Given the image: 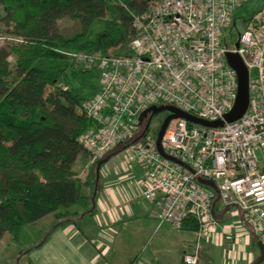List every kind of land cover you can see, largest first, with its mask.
Segmentation results:
<instances>
[{
    "label": "built area",
    "instance_id": "obj_1",
    "mask_svg": "<svg viewBox=\"0 0 264 264\" xmlns=\"http://www.w3.org/2000/svg\"><path fill=\"white\" fill-rule=\"evenodd\" d=\"M247 1L162 0L133 16L130 55L63 52L100 76L99 92L83 106L93 123L80 138L90 162L120 149L126 166L144 172L142 195L160 225L176 230L187 221L197 225L193 250L182 264H199L205 244L236 240L233 226L219 233L221 216L234 219V228L249 231L264 246V12L248 22L238 47L228 42L235 12ZM227 54H237L249 72L247 111L231 123L226 115L238 98V77ZM164 106L223 125L172 120L161 140L163 156L158 135L145 126L151 111Z\"/></svg>",
    "mask_w": 264,
    "mask_h": 264
},
{
    "label": "trees",
    "instance_id": "obj_2",
    "mask_svg": "<svg viewBox=\"0 0 264 264\" xmlns=\"http://www.w3.org/2000/svg\"><path fill=\"white\" fill-rule=\"evenodd\" d=\"M153 1L0 0L1 37L21 40L0 46V240L11 235L21 243L29 227L54 217L26 255L56 228L77 224L89 202L92 178L83 182L74 167L85 152L80 138L93 127L83 106L99 92L100 76L63 52L130 55L133 16ZM65 18L79 27L72 36L59 28ZM185 226L197 228L193 221Z\"/></svg>",
    "mask_w": 264,
    "mask_h": 264
},
{
    "label": "crops",
    "instance_id": "obj_3",
    "mask_svg": "<svg viewBox=\"0 0 264 264\" xmlns=\"http://www.w3.org/2000/svg\"><path fill=\"white\" fill-rule=\"evenodd\" d=\"M142 175L141 169L136 166L125 183L122 182L125 187H121V184L118 186V181L107 187L100 196L97 195L92 214L88 210L89 214L86 213L77 224L56 228L42 245L29 251L26 255L27 264H136L138 258L127 262L122 256L128 247V237L123 238L122 228L134 222H157L152 216L154 206L151 209L140 201L144 198L142 188L140 184L132 182V179L141 180ZM229 220L227 217L223 218L219 233L223 226H233ZM236 229L233 226L232 231L238 234L233 243L223 246L205 244L199 264H254L256 256L252 250V242L255 240L249 242L247 230ZM176 231L185 247L183 256L192 252L195 231L186 226L183 230ZM186 233L191 234V237ZM150 264L164 263L154 260Z\"/></svg>",
    "mask_w": 264,
    "mask_h": 264
},
{
    "label": "rangeland",
    "instance_id": "obj_4",
    "mask_svg": "<svg viewBox=\"0 0 264 264\" xmlns=\"http://www.w3.org/2000/svg\"><path fill=\"white\" fill-rule=\"evenodd\" d=\"M161 1L162 0H154L152 6L159 4ZM261 12H264V0H248L235 12L234 20L236 26L229 28L230 37L232 38V40L230 39V41H228L230 47L236 45L240 34L244 32L249 20ZM3 16L4 11L0 6V37L2 35L4 36L3 31H5L6 28L4 25L5 22L2 20ZM98 24L97 28L100 27L102 23L98 22ZM59 28L67 36H72L79 30L77 23L67 18L59 22ZM1 45H3V41H0V46ZM11 63H14L13 58H11ZM169 116H171V112L165 109H159L150 113L148 118L150 131L157 136ZM257 155L259 159L262 160L259 151H257ZM125 161L126 157L124 152L114 154L105 162L102 160L90 162L88 155L85 152L80 156L74 168L79 173L83 182H85L89 176L92 178L91 185H89L90 187L88 186L85 190L87 199L89 197V202H86L88 205L91 204V207L89 208L91 214L94 211V203L97 199V195L100 196L107 187L113 186L117 183L116 181H118V186L121 184V187H125V184H122V182L134 172V168L137 166H126ZM138 167L139 166H137V169ZM140 181V179H132V182H134L135 185H139ZM140 201L144 203L145 206H150L152 209L153 205L149 201L144 198H141ZM83 202H85V200ZM84 204L80 207L79 212L81 217L77 219V222H80V220L83 219V216L85 217V214L88 213L87 211L83 214V212L86 211L85 208L88 206ZM53 221L54 217H50L48 220L45 219V221H42L38 225L36 224L29 227L21 238V240L24 239L21 243L11 235H6L1 239L0 264H27V256L25 254L26 247L28 248L30 245H34L43 239ZM234 221V219H230L228 222L234 226ZM140 228H142L141 231H139ZM122 229L123 238L128 237L127 250L122 254L124 261H134L138 258L136 264H150L154 260L164 264H181L185 247L180 242L178 231L168 223L160 225L158 221L156 223L150 221H142L140 223L134 222L127 224ZM247 232V235L249 236L248 240L250 239L249 242H251L254 238L249 231ZM186 234L191 237V234ZM252 250L256 256L254 263L256 264L260 257V253L257 243L254 241L252 242ZM260 264H264V261Z\"/></svg>",
    "mask_w": 264,
    "mask_h": 264
},
{
    "label": "water",
    "instance_id": "obj_5",
    "mask_svg": "<svg viewBox=\"0 0 264 264\" xmlns=\"http://www.w3.org/2000/svg\"><path fill=\"white\" fill-rule=\"evenodd\" d=\"M236 46L238 47L239 44H236ZM227 62L236 71L237 77H238V98H237L233 111L230 114L226 115V121L231 123V122H234L240 119L247 111V108L249 105V72L246 66L244 65L242 59L237 54H227ZM159 109H165L171 112V116L168 117V119L162 126L161 131L157 137L158 149L163 156L165 155L160 147V144H161L162 137L165 133V130L167 129L169 123L172 120L177 119L179 117H183L190 122L203 125V126H207V127H219L223 125V122H213V123L206 122L188 113H184L173 106H164L160 108H154L153 110L157 111ZM144 115L145 114H143V116ZM148 128H149V121L147 122L145 126V131H147ZM119 152H121L120 149L113 152L112 154L107 156L102 161L105 162L109 160L114 154L119 153ZM199 182L204 185H208V186L216 188L215 184L212 182H207L203 179H200ZM257 246H258L259 253H260V258H259L258 263H261L264 261V246L260 242L257 243Z\"/></svg>",
    "mask_w": 264,
    "mask_h": 264
},
{
    "label": "flooded vegetation",
    "instance_id": "obj_6",
    "mask_svg": "<svg viewBox=\"0 0 264 264\" xmlns=\"http://www.w3.org/2000/svg\"><path fill=\"white\" fill-rule=\"evenodd\" d=\"M153 111H154V110H153ZM153 111H151V113H152Z\"/></svg>",
    "mask_w": 264,
    "mask_h": 264
}]
</instances>
